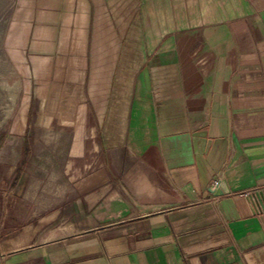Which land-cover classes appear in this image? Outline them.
<instances>
[{
	"label": "crops",
	"instance_id": "0c3cea01",
	"mask_svg": "<svg viewBox=\"0 0 264 264\" xmlns=\"http://www.w3.org/2000/svg\"><path fill=\"white\" fill-rule=\"evenodd\" d=\"M9 31L0 264H264V0H21Z\"/></svg>",
	"mask_w": 264,
	"mask_h": 264
},
{
	"label": "rangeland",
	"instance_id": "374dc122",
	"mask_svg": "<svg viewBox=\"0 0 264 264\" xmlns=\"http://www.w3.org/2000/svg\"><path fill=\"white\" fill-rule=\"evenodd\" d=\"M21 0H0V94L2 89L7 88V83H15L17 86L22 84V81L17 80L16 75L14 78L8 79L10 75V65H8V59L5 54V41L8 38V33L11 34L9 28L15 21L16 9ZM15 86V87H16ZM17 88V87H16ZM1 99V96H0Z\"/></svg>",
	"mask_w": 264,
	"mask_h": 264
},
{
	"label": "built area",
	"instance_id": "2783aa9c",
	"mask_svg": "<svg viewBox=\"0 0 264 264\" xmlns=\"http://www.w3.org/2000/svg\"><path fill=\"white\" fill-rule=\"evenodd\" d=\"M256 201L260 207V210H264V193H258V195H256Z\"/></svg>",
	"mask_w": 264,
	"mask_h": 264
},
{
	"label": "water",
	"instance_id": "95a60500",
	"mask_svg": "<svg viewBox=\"0 0 264 264\" xmlns=\"http://www.w3.org/2000/svg\"><path fill=\"white\" fill-rule=\"evenodd\" d=\"M221 188V192L219 194H222L225 190L222 188V186H220Z\"/></svg>",
	"mask_w": 264,
	"mask_h": 264
}]
</instances>
